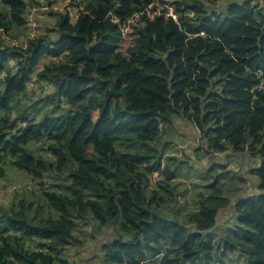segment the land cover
<instances>
[{
	"label": "trees",
	"instance_id": "obj_1",
	"mask_svg": "<svg viewBox=\"0 0 264 264\" xmlns=\"http://www.w3.org/2000/svg\"><path fill=\"white\" fill-rule=\"evenodd\" d=\"M0 1L8 10L0 11L3 32L24 28L28 1L38 4ZM70 5L74 17L51 12L54 27L25 46L0 39V176L15 167L33 180L64 179L43 187L37 201L0 209V264L62 261L68 246L83 243L75 229L85 216L122 232L101 246L115 264H225L239 256L264 264V0ZM167 6L177 20L164 18ZM148 7H161L160 15L148 19ZM136 12L126 55L119 26ZM38 83L52 94L28 104ZM174 118L193 126L199 143L193 155L162 164L167 145L156 142ZM210 153L225 160L207 161L205 183L186 205L176 179L197 154ZM240 156L248 158L242 174L229 167ZM153 174L163 176L157 187Z\"/></svg>",
	"mask_w": 264,
	"mask_h": 264
},
{
	"label": "rangeland",
	"instance_id": "obj_2",
	"mask_svg": "<svg viewBox=\"0 0 264 264\" xmlns=\"http://www.w3.org/2000/svg\"><path fill=\"white\" fill-rule=\"evenodd\" d=\"M38 4L28 1V23L24 28L15 29L11 28L6 32L0 30V39L4 42L15 45L25 46L30 38L37 36L40 33H44L48 28H53L55 23V16L51 12H64L69 10L70 15L74 17L75 9L70 5V0H35ZM207 1V2H206ZM214 1L215 4H219L220 0H203V2L210 3ZM0 11L7 14L8 10L0 1ZM54 36V34H52ZM42 83L34 84L31 89L33 93L31 98H25L24 101L31 104L33 101L38 100L40 97H50L52 91L47 85ZM94 118L97 116V110H94ZM168 124V123H167ZM166 128V124L164 125ZM169 129V128H168ZM166 130V132L168 131ZM163 129H161V134ZM163 133L161 138L156 142V145H167V153L162 158V164L165 163L166 158L174 156L176 160L185 159V155H193V150L199 143L198 134L196 129L189 125L188 122L174 118V129L169 130V133ZM159 136V137H160ZM38 151L41 154H45L44 149H41V145H36ZM171 153V154H170ZM221 158L225 160L223 154L210 153L208 155L197 154L196 158H193L192 162H188L189 168L186 169L185 176H178L175 184L181 191L180 198L186 205L191 204L192 200L196 201V192L200 190L202 183H205V168L207 161H216ZM226 162V161H225ZM247 163H241L238 159L231 160L229 167L235 172L245 173ZM155 174V173H154ZM152 182L154 187L157 180L163 178L162 175H154ZM64 180V179H63ZM55 181L51 177L47 176L45 179L33 180L22 170H18L15 167H8L7 172L0 176V209L2 207H8L9 204L14 201L16 204L21 199L37 201L40 197L43 187L49 188V184L63 183L64 181ZM254 184L252 183V186ZM187 208L191 207L182 206ZM46 208V207H45ZM48 208V207H47ZM184 210L183 212H185ZM49 211H43L41 214L47 215ZM35 213V212H34ZM54 216H58V212H53ZM225 214L223 219H225ZM77 228L75 233L83 243L73 244L68 246L61 254L62 261L57 260L56 264H115L110 261L104 255L102 249V243L111 234L115 237L122 233L120 229L116 230L113 227L97 226L96 222L90 217L85 216L83 219H76ZM125 235V234H124ZM225 264H243V257L239 256L236 260H227Z\"/></svg>",
	"mask_w": 264,
	"mask_h": 264
},
{
	"label": "built area",
	"instance_id": "obj_3",
	"mask_svg": "<svg viewBox=\"0 0 264 264\" xmlns=\"http://www.w3.org/2000/svg\"><path fill=\"white\" fill-rule=\"evenodd\" d=\"M167 10L162 12L164 18L172 17L174 20H177V16L173 11V8L170 6H167ZM161 7H158L156 9H151L150 7L146 8L144 13L148 19L154 18L156 15H160L161 13ZM140 18V12L134 13L132 16L127 18V20L120 24L119 26V32H120V39L118 41V51L122 52L124 54H128V48L134 44V25L138 24V20ZM264 86V74L262 76V80L259 84V87Z\"/></svg>",
	"mask_w": 264,
	"mask_h": 264
},
{
	"label": "crops",
	"instance_id": "obj_4",
	"mask_svg": "<svg viewBox=\"0 0 264 264\" xmlns=\"http://www.w3.org/2000/svg\"><path fill=\"white\" fill-rule=\"evenodd\" d=\"M236 159L240 160L241 163H246V159L248 160V158H245L244 156L237 157ZM252 181H254V180H252Z\"/></svg>",
	"mask_w": 264,
	"mask_h": 264
}]
</instances>
